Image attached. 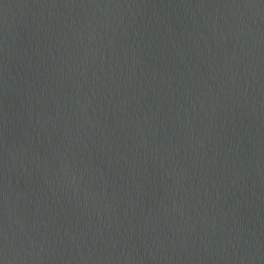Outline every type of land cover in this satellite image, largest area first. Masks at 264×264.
I'll return each instance as SVG.
<instances>
[{
  "label": "water",
  "instance_id": "obj_1",
  "mask_svg": "<svg viewBox=\"0 0 264 264\" xmlns=\"http://www.w3.org/2000/svg\"><path fill=\"white\" fill-rule=\"evenodd\" d=\"M0 264H264V0H0Z\"/></svg>",
  "mask_w": 264,
  "mask_h": 264
}]
</instances>
